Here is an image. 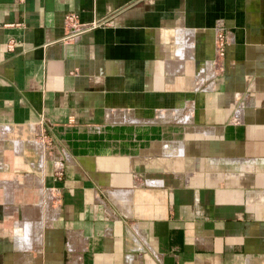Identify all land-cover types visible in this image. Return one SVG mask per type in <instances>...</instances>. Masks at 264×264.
<instances>
[{
  "label": "crops",
  "instance_id": "obj_1",
  "mask_svg": "<svg viewBox=\"0 0 264 264\" xmlns=\"http://www.w3.org/2000/svg\"><path fill=\"white\" fill-rule=\"evenodd\" d=\"M0 264H264V0H0Z\"/></svg>",
  "mask_w": 264,
  "mask_h": 264
},
{
  "label": "built area",
  "instance_id": "obj_2",
  "mask_svg": "<svg viewBox=\"0 0 264 264\" xmlns=\"http://www.w3.org/2000/svg\"><path fill=\"white\" fill-rule=\"evenodd\" d=\"M75 20H76V16L73 13L67 14L65 16V21L67 23H69V24H74ZM99 24H101V22H91L87 26H83V27L90 28V27H93V26H96V25H99ZM219 29H218V31H217V33L215 35V46H214V49H215V55L217 57H222L223 54H224V51H225V47L228 44V39H227L226 34L221 33ZM42 137H43V135H41V138Z\"/></svg>",
  "mask_w": 264,
  "mask_h": 264
}]
</instances>
